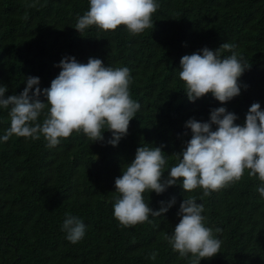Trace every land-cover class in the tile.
I'll return each mask as SVG.
<instances>
[{"label":"trees","instance_id":"obj_1","mask_svg":"<svg viewBox=\"0 0 264 264\" xmlns=\"http://www.w3.org/2000/svg\"><path fill=\"white\" fill-rule=\"evenodd\" d=\"M156 3L152 27L133 35L123 25L115 31L90 26L79 33L74 27L89 0H0V86L8 89L6 96L19 95L27 76L39 77L42 90L49 87L61 71L56 65L74 56L83 64L98 58L114 69L129 68L130 98L141 105L118 146L107 143L112 133L106 128L104 142L74 131L52 148L43 136L0 140V264H191L192 255L181 257L166 239L188 197L204 205V224L222 241L219 253L200 264H264V197L257 191L264 182L248 169L239 181L203 200L201 188L185 192L180 184L159 195L145 191L144 201L153 210L176 199L160 217L150 215V222L124 227L114 217L120 195L115 179L138 147L163 145L167 176L176 153L191 139L186 121L209 122L212 109L226 107L243 125L254 102L264 110V0ZM222 43L234 44L250 67L238 79L241 94L227 103L211 93L190 101L179 78L181 58ZM40 99L46 102L43 94ZM9 112L0 108V137L10 127ZM69 213L86 225L76 244L62 230ZM152 252L158 253L155 260L149 258Z\"/></svg>","mask_w":264,"mask_h":264},{"label":"clouds","instance_id":"obj_2","mask_svg":"<svg viewBox=\"0 0 264 264\" xmlns=\"http://www.w3.org/2000/svg\"><path fill=\"white\" fill-rule=\"evenodd\" d=\"M89 4L88 11L78 17L74 27L81 34L90 26L115 31L121 25L133 35L141 34L152 27V14L159 7L156 0H89ZM235 47L222 43L216 50L204 47L181 58L179 78L185 82V93L190 101L211 93L219 102L227 103L241 94L238 79L250 67L242 56L238 58ZM223 51L232 54L223 57ZM56 66L61 71L43 90L40 78L35 76L26 77V87L19 95L6 96L8 89L0 86V108H10V127L0 140L7 142L13 135L33 140L43 136L47 146L52 148L74 131H82L94 142H104L106 128L112 133L107 143L118 146L141 107L130 98L129 68L114 69L98 58H89L83 64L74 56H65ZM42 94L46 102L40 99ZM41 115H44L42 123L38 122ZM237 119L235 113L219 107L211 110L209 122L195 118L186 121L191 139L176 153L177 163L167 176L163 171L164 146L138 147L134 160L115 179L116 192L120 195L113 206L114 217L124 227L135 226L149 221L150 215L160 217L176 204L173 197L168 202L161 201L158 211L153 210L142 195L148 190L159 195L180 184L185 192L201 188L200 200H203L211 192L239 181L245 169L250 170V176L258 175L264 182V110L260 103L254 102L244 124H236ZM257 191L264 197V184ZM203 212L204 205L197 203L196 197L185 198L177 213L179 223L166 237L181 257L192 255L191 264L214 257L222 245L221 240L214 238L213 229L205 226ZM62 230L66 239L76 244L84 238L86 225L69 213ZM220 231L215 229L217 233ZM157 255L152 252L149 258L155 260Z\"/></svg>","mask_w":264,"mask_h":264}]
</instances>
